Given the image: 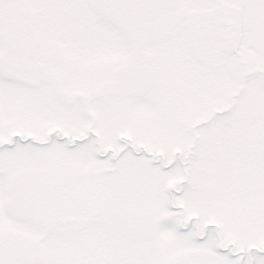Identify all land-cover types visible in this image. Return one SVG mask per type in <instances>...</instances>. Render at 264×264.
<instances>
[{"label":"snow or ice","instance_id":"6c2138e0","mask_svg":"<svg viewBox=\"0 0 264 264\" xmlns=\"http://www.w3.org/2000/svg\"><path fill=\"white\" fill-rule=\"evenodd\" d=\"M0 264H264V0H0Z\"/></svg>","mask_w":264,"mask_h":264}]
</instances>
